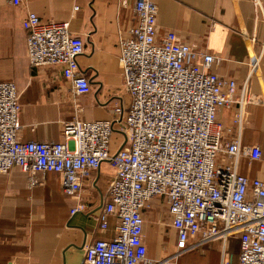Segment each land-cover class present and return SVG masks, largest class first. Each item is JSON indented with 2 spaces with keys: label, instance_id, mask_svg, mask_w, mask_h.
<instances>
[{
  "label": "built area",
  "instance_id": "obj_1",
  "mask_svg": "<svg viewBox=\"0 0 264 264\" xmlns=\"http://www.w3.org/2000/svg\"><path fill=\"white\" fill-rule=\"evenodd\" d=\"M20 4L22 0H12ZM126 6L127 1L123 0ZM130 36L120 39L119 62L130 96L125 112L115 118L87 120L78 116L63 124L64 142L20 139L21 103L16 83L0 80V175L20 167L30 184L43 185L37 172H55L72 214L88 208L84 181L104 162L116 170L101 207V229L115 217L116 235L88 242L83 264H174L181 256L217 239L224 241L221 264H231L228 238L240 240L239 264H264V180L240 171L242 159L260 161L262 148L242 141L247 106L263 104L246 82L239 91L234 78L221 76L222 59L198 49L176 32L159 36L155 0H135ZM29 63L58 66L77 96L91 91L78 57L85 39L69 21H43L27 11ZM261 55L250 58V74L259 70ZM235 105L237 134L225 140L218 121L222 107ZM116 127V128H115ZM122 131L112 151V136ZM162 199L177 232L176 250L151 259L145 243V209Z\"/></svg>",
  "mask_w": 264,
  "mask_h": 264
},
{
  "label": "crops",
  "instance_id": "obj_2",
  "mask_svg": "<svg viewBox=\"0 0 264 264\" xmlns=\"http://www.w3.org/2000/svg\"><path fill=\"white\" fill-rule=\"evenodd\" d=\"M0 0V80L17 85L21 103L20 139L64 142L63 124L78 116L87 120L115 118V106L130 105L119 62V41L130 36L135 0ZM159 36L176 32L183 40L222 59L216 71L234 78L239 91L264 100V0H155ZM45 22L69 21L70 30L85 39V53L78 57L91 91L77 96L71 81L58 66L34 67L29 63L27 11ZM260 54V68L250 74V58ZM235 105L222 107L218 121L225 127V140L237 134ZM242 141L262 148L263 159H242L241 173L264 180V102L250 104L244 120ZM116 128V127H115ZM123 139L117 128L112 151ZM43 185L30 184V175L19 166L0 175V264H83L86 245L116 235L115 217L108 229L99 227L101 207L108 197L116 170L104 162L92 178L84 181L88 208L72 214V200L64 194L63 180L55 172H37ZM159 202V203H158ZM165 209L164 211L162 208ZM162 211H160V209ZM145 243L148 256L161 259L177 247V232L166 203L155 199L145 209ZM231 264L240 262V240L228 238ZM224 241L217 239L186 252L174 264H221Z\"/></svg>",
  "mask_w": 264,
  "mask_h": 264
},
{
  "label": "rangeland",
  "instance_id": "obj_3",
  "mask_svg": "<svg viewBox=\"0 0 264 264\" xmlns=\"http://www.w3.org/2000/svg\"><path fill=\"white\" fill-rule=\"evenodd\" d=\"M158 203H159V202H158ZM160 208H162L163 211L165 210V209L163 208V206H161ZM160 208H159V209H160ZM162 210L160 209V211H162Z\"/></svg>",
  "mask_w": 264,
  "mask_h": 264
}]
</instances>
